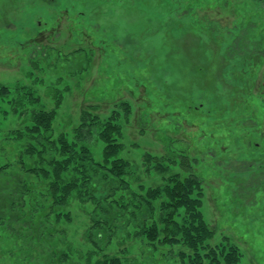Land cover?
I'll use <instances>...</instances> for the list:
<instances>
[{
	"label": "rangeland",
	"instance_id": "rangeland-1",
	"mask_svg": "<svg viewBox=\"0 0 264 264\" xmlns=\"http://www.w3.org/2000/svg\"><path fill=\"white\" fill-rule=\"evenodd\" d=\"M165 1L178 15L187 12V24L170 33L163 16L156 25L145 13ZM124 24L137 29L136 37L127 36ZM228 31L238 39L232 42ZM258 42L260 52L232 72L235 58L246 56L244 47L253 50ZM2 87L9 93L0 92V166L16 159L26 141L13 133L33 109L23 97L29 90L40 99L34 109H56L55 135L71 131L87 106L99 105L102 118L119 110L121 156L133 166L135 192L140 185L164 187L174 175L198 177L201 214L213 233L204 245L235 248L238 264H264V0H0ZM119 101L129 106L127 116L115 106ZM103 147L98 142L93 149L96 158ZM14 165L6 171L14 172ZM7 202L0 193L2 209ZM66 210V234L45 235L40 247L70 241L73 259L98 250L84 235L92 205L72 200ZM175 220L186 224L184 209ZM18 239L1 218L0 264H25L14 249ZM103 248L101 254L123 264H188L192 254L183 243L150 244L133 228ZM90 255L94 263L98 254Z\"/></svg>",
	"mask_w": 264,
	"mask_h": 264
},
{
	"label": "trees",
	"instance_id": "trees-1",
	"mask_svg": "<svg viewBox=\"0 0 264 264\" xmlns=\"http://www.w3.org/2000/svg\"><path fill=\"white\" fill-rule=\"evenodd\" d=\"M166 6L167 3L156 11L150 9L149 13L145 10L149 16L147 22L158 25L159 17L163 16L162 26L167 28V33L181 23L187 24L188 20L182 19L186 17L185 10H181L178 15L177 11L172 10V6L169 9ZM142 7L145 9L147 6ZM250 23L252 24L251 21ZM194 24L198 22L194 21ZM123 28L131 38L137 34V29L131 31L128 25ZM226 34L232 42L238 39H232V31ZM119 40L124 43V37ZM253 45L255 51L244 47L243 53L247 57L242 59L239 55L235 58V69L232 72L240 71V61L248 62L254 52H260V43ZM67 62H72L71 57L67 58ZM0 92L3 97L9 93L6 87L0 88ZM23 97L33 109L26 112L22 128L13 135L16 140L26 141L23 142L17 160L0 166V178L4 177L1 180L0 193L8 198L7 205L3 209L0 207L4 212V217L1 216L0 219H4L10 234L19 237L20 242L16 243L14 249L20 250L18 252L21 254V262L33 264L32 261L37 259L34 257L36 253L42 252L43 254H38V263L34 264H123L117 256L101 254V251L113 237L124 234L129 228H133L136 236L143 237L150 244L183 243L192 252L188 264L240 262L241 255L233 247L213 248L204 245L212 238L213 233L201 214L203 189L198 177L190 175L179 179L174 175L171 183L164 187L144 190L140 185L138 192L131 187L133 166L121 156L124 150L120 142L123 132V125L119 120L121 111L114 110L113 115L102 118L98 112L99 105L87 106L81 110L78 124L71 131L55 135L53 123L56 109H34L40 99L30 90ZM20 105L26 106L19 102L18 106ZM115 106H121L125 116L129 114L126 103L119 101ZM98 142L104 147L99 158H96L93 149ZM151 159L147 155V160ZM12 165L15 171L7 172V168ZM156 168L162 171L165 169L160 163ZM162 197L166 201H161L158 205L160 211L156 213V204ZM72 200L82 205H92L90 231L84 235L86 241H90L98 249L87 252L85 250L86 254L79 253L74 259L76 250L70 241L65 240L58 247L48 250L40 247L45 235L52 236L58 232L66 234L62 226L71 223V212L66 209L70 207ZM179 209H184L185 212L184 225L175 220ZM21 224L24 228L17 227ZM19 229H25L26 232ZM92 252L96 256L98 254L94 263L87 259Z\"/></svg>",
	"mask_w": 264,
	"mask_h": 264
}]
</instances>
